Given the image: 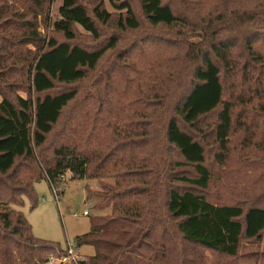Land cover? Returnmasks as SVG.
<instances>
[{"label": "trees", "instance_id": "obj_1", "mask_svg": "<svg viewBox=\"0 0 264 264\" xmlns=\"http://www.w3.org/2000/svg\"><path fill=\"white\" fill-rule=\"evenodd\" d=\"M27 1L0 0V264H45L66 253L34 235L21 207L25 197L36 206L41 179L63 192L67 173L101 185L87 196L102 212L73 240L95 252L75 264H208L203 250L237 264L243 240L264 237V204L215 202L207 190L214 167L264 161V0H206L214 2L206 17L200 0L185 10L183 0H139L140 15L132 0H109L113 11L105 0H60L51 25L62 38L39 30V14L57 0L29 10ZM143 22L173 31L189 60L185 75L149 73L162 86L152 102L129 97L128 81L117 85L123 65L108 54L119 51L117 32ZM78 26L94 43L75 42ZM152 40L154 52L131 46L156 56V42L167 40ZM24 44H33L30 56ZM105 57L114 60L106 76L117 79L79 87ZM179 80L184 89L175 96L172 85L170 94L164 85ZM86 105L63 119L65 109Z\"/></svg>", "mask_w": 264, "mask_h": 264}, {"label": "rangeland", "instance_id": "obj_2", "mask_svg": "<svg viewBox=\"0 0 264 264\" xmlns=\"http://www.w3.org/2000/svg\"><path fill=\"white\" fill-rule=\"evenodd\" d=\"M106 1V7L109 10H114L110 5L109 0ZM183 3L179 4L180 10H185L188 3L192 0H183ZM135 10L138 15L141 13L140 1L132 0ZM219 2V0H214ZM213 1L200 0L199 1V17H206L205 11L214 6ZM60 0L55 1L48 6V3L44 7L48 6V12L45 9V13L39 14V30L43 35H56L62 38V33L54 32V28L51 23L54 21ZM29 9H37L40 5L38 0H28L24 4ZM24 5L22 7H24ZM44 12V11H43ZM141 20H145L141 17ZM103 31H107V36L110 34L111 29L104 26ZM173 31L168 30V27L158 26L153 27L146 22L142 23V26L138 30H128L123 32H117L120 37V48L118 52H108L111 57H116L119 64L123 65L121 73H117L115 77L121 75L122 79L117 82L119 87H122L126 81L131 86L129 91V97H132V93L139 94L140 96L151 97V102L154 100L155 89L162 87L159 83L150 78L149 73L164 70L167 67L169 72L176 69L175 73H181L185 75L188 70L189 60L184 55L183 48H176L175 43L181 39H170L174 36ZM160 37L167 40L157 41L159 49L156 56H148L134 48L136 45H132L134 41H140L143 44L149 45L152 48L150 52H154L157 45H154L152 39ZM150 38V40H147ZM19 39V36H18ZM13 41V44H15ZM193 40V39H192ZM78 41L84 45H91L94 40L90 37L89 33L85 32L83 28L78 26L77 38ZM152 41V42H150ZM153 45H152V44ZM24 47L28 48L29 56L35 51L33 44H24ZM168 51L167 53H164ZM19 55H23L24 51H19ZM164 53V54H162ZM158 55L162 56L163 61L157 62ZM113 58L105 57V59L99 64L96 73H92L90 77L83 80L78 86H86L92 84L93 80L98 77L106 81H111L117 78L107 77V71L110 65H113ZM175 59V60H173ZM182 80L172 84L171 82L165 84L164 87L170 92L173 91V86L178 87L175 96L181 90L184 89ZM180 83V85H179ZM179 85V86H178ZM113 89V88H112ZM22 95L26 93L21 92ZM1 99V97H0ZM85 107H78L76 109L67 108L63 112V119L67 121L73 116H81ZM54 138V139H53ZM50 140H55V136H50L48 144L42 149L44 154H48L51 150L47 149ZM234 159V158H233ZM251 157L245 159H237L238 162L231 160L223 167L213 168V180L207 190L209 197L215 202H227L236 203L240 201H252L254 204H264V161L251 160ZM71 174L67 173L64 180L65 183L61 185L63 192H59L58 195L50 188L46 179H41L35 183V191L38 196V203L34 208L31 207V200L29 197H25L24 205L21 207L28 221L31 223L32 231L35 236L40 239L52 240L59 242L61 246L68 247L73 245V240L76 236L83 235L90 231L91 217L100 214V209L96 206L97 198L95 196L88 197L87 189H99L101 187L99 180L96 179H77L71 178ZM251 204V203H250ZM106 209V208H105ZM84 211H88L84 214ZM104 212V211H103ZM75 250L80 252L84 256L94 254L95 249L91 245H82L75 247ZM204 255L208 258V264H221L223 259L216 255V253L203 250ZM264 255V237L255 240H243L240 255L237 264H261ZM176 257V256H175ZM172 259V258H171ZM179 264L176 257L175 264ZM174 264V263H171Z\"/></svg>", "mask_w": 264, "mask_h": 264}, {"label": "built area", "instance_id": "obj_3", "mask_svg": "<svg viewBox=\"0 0 264 264\" xmlns=\"http://www.w3.org/2000/svg\"><path fill=\"white\" fill-rule=\"evenodd\" d=\"M56 193V190L54 189ZM57 195V194H56ZM88 211H84V214H87ZM75 243L73 245L70 244L67 247V251L65 254L61 256L52 255L49 260L45 264H75L78 263L79 260H82V254L75 250Z\"/></svg>", "mask_w": 264, "mask_h": 264}]
</instances>
